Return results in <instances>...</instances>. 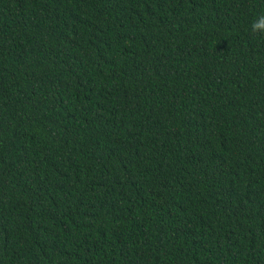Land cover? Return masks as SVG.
<instances>
[{"label": "trees", "instance_id": "1", "mask_svg": "<svg viewBox=\"0 0 264 264\" xmlns=\"http://www.w3.org/2000/svg\"><path fill=\"white\" fill-rule=\"evenodd\" d=\"M264 0H0V264H264Z\"/></svg>", "mask_w": 264, "mask_h": 264}, {"label": "clouds", "instance_id": "2", "mask_svg": "<svg viewBox=\"0 0 264 264\" xmlns=\"http://www.w3.org/2000/svg\"><path fill=\"white\" fill-rule=\"evenodd\" d=\"M251 27L253 33L264 35V16H261L258 20L254 21Z\"/></svg>", "mask_w": 264, "mask_h": 264}]
</instances>
